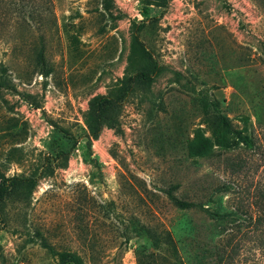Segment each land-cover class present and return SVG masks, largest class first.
<instances>
[{"label": "rangeland", "instance_id": "rangeland-1", "mask_svg": "<svg viewBox=\"0 0 264 264\" xmlns=\"http://www.w3.org/2000/svg\"><path fill=\"white\" fill-rule=\"evenodd\" d=\"M98 96L119 107L96 138ZM3 178L32 182L0 206V264H137L142 224L181 262L264 264V0H0Z\"/></svg>", "mask_w": 264, "mask_h": 264}, {"label": "trees", "instance_id": "trees-1", "mask_svg": "<svg viewBox=\"0 0 264 264\" xmlns=\"http://www.w3.org/2000/svg\"><path fill=\"white\" fill-rule=\"evenodd\" d=\"M142 47V45H141ZM44 47H42L39 58L42 64L45 63V52ZM144 56H147V51L142 48ZM150 67L142 69L140 72L136 73L135 76L129 78L132 84L148 83L153 80V72L149 70ZM119 107L118 100L106 97L98 96L92 100L90 106L89 120L90 129L93 131L94 137H98L102 128L107 122H116L114 113ZM205 115L211 114V108L208 104L202 105ZM216 124L227 132H233L234 126L229 118L217 114L214 116ZM32 180H20L18 178L6 179L0 182V206L6 204L10 199H15L18 197L19 191L22 188V184L31 183ZM177 186L168 190L166 192L169 201L173 206L182 212L197 211L204 213L208 218L213 217V213L209 208H205V204H200L196 201L187 200L177 196L176 194ZM222 218V217H220ZM221 221V220H220ZM137 235H144L151 241L152 250L141 248L136 252L137 264H209L207 261L209 258L206 256L208 253L205 251H200L201 253H196L195 256H190L194 258L189 259L187 262H181L180 257L177 252V245L169 232H159L155 227L142 224L136 228ZM43 237V234L40 233ZM44 245L48 248V244L44 241ZM201 256V257H200ZM196 257V258H195ZM186 260V259H185Z\"/></svg>", "mask_w": 264, "mask_h": 264}]
</instances>
